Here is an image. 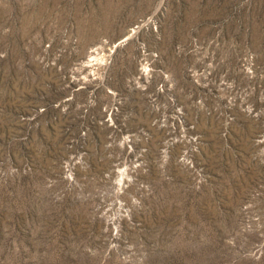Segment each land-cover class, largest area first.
Returning <instances> with one entry per match:
<instances>
[{"label":"rangeland","instance_id":"374dc122","mask_svg":"<svg viewBox=\"0 0 264 264\" xmlns=\"http://www.w3.org/2000/svg\"><path fill=\"white\" fill-rule=\"evenodd\" d=\"M0 264H264V0H0Z\"/></svg>","mask_w":264,"mask_h":264}]
</instances>
